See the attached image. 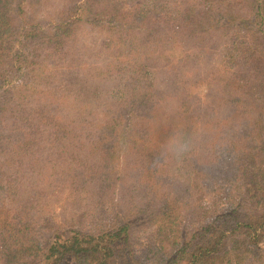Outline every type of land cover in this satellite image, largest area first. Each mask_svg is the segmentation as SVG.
Masks as SVG:
<instances>
[{"label":"trees","instance_id":"trees-1","mask_svg":"<svg viewBox=\"0 0 264 264\" xmlns=\"http://www.w3.org/2000/svg\"><path fill=\"white\" fill-rule=\"evenodd\" d=\"M38 1L0 0V264H264V0H130L127 9L128 0H58L56 20L35 14ZM80 20L107 25L105 43L120 49L138 33L163 44L182 38L183 55L215 48L222 75L173 85L182 103L159 127L155 106L166 93L150 77L137 89L144 71L127 68L136 86L124 98L111 93L94 139L66 156L74 139L67 137L64 98L73 105L82 90H66L83 88L66 55ZM216 33L228 40L202 44ZM186 83L206 92L185 93ZM22 98L34 104L27 108ZM49 144L57 157L43 162L33 148ZM178 159L183 174L174 168ZM46 165L70 180L68 203L87 182L97 212L117 183L110 225L61 224L50 235V223L23 204L30 197L16 198L38 175L26 181L28 174L37 171L42 184ZM148 228L141 241L139 231Z\"/></svg>","mask_w":264,"mask_h":264},{"label":"rangeland","instance_id":"rangeland-1","mask_svg":"<svg viewBox=\"0 0 264 264\" xmlns=\"http://www.w3.org/2000/svg\"><path fill=\"white\" fill-rule=\"evenodd\" d=\"M56 1L58 0H53L52 3L46 4L43 0H39L36 4L35 14L43 20L47 18L50 20H56ZM128 1L129 2L125 5L124 9H127L131 4V1ZM107 29V25L80 20L76 23L73 32L74 34L71 41L68 43L70 49H68L66 57L68 61H71L76 65L75 77L80 81V84L83 83L81 85L83 88L75 83L73 84V88L66 90V93L72 94L75 93L76 90H82L80 92L82 95L79 100L77 98V102L79 104L83 97H85V101L84 104L80 105V109L79 107H76L77 102L71 105L75 100L72 98L71 100L64 98V110L69 114L64 121L70 128L67 131V137L74 139L70 142V152L64 154L66 156L81 152L79 147L86 142V137L90 136L94 139V135L98 132L100 124L103 119L104 121L106 119V115L103 114L102 110L103 105L106 107L110 103L108 102L110 94L115 93L120 98H124L126 96V91L131 89L132 86H136L131 73L127 72L129 71L127 68H131V72L137 71L139 68H142L144 71L146 78L139 81L137 89H139V87L142 89V87H144L143 85L146 86L147 83H149L150 77L154 82L155 90L157 92L162 91L166 93L165 95L167 96H164L163 99H159L155 106L156 111H158L161 117V122H158L156 125L159 127L160 125H167V121L173 116V111L176 110L179 103H182L183 91L180 94H177L176 91L172 92L173 85L180 88L183 81L187 79H201L202 81L204 79H213L222 75L223 70H220L219 64H217L219 63V52L215 51V48L212 50L210 48L208 49L207 46L205 49L207 51L209 50V52H204V54L198 49L189 48L190 50L187 49L185 52L186 55H183L184 49L182 48V38H175L173 40L174 43L171 41L163 44L162 40H159L156 37L155 39L153 37H148L146 39L144 36L140 37L138 33L137 35H132L133 40L130 42V47L120 49L114 42L111 44L105 43L106 41H109L111 36V33L108 32ZM10 39L11 38H9V41ZM118 39L119 38H117V40ZM177 40L182 41L180 46L175 44V41ZM221 40H228V38L216 33L203 41L202 44L216 45ZM14 47L16 49L18 48V45H15ZM60 71L61 77L68 75L71 72L70 68L62 69ZM53 82L54 85L56 82ZM61 86V83L58 82V87H60V92L62 94L64 87L62 88ZM185 87V93L187 89L196 94L198 92L199 95H203L206 92V86L201 84L194 87L186 83ZM16 88H18V85H16ZM48 92L49 90L46 93ZM46 93H43V95H46ZM20 102L22 105H27V108L34 104L32 103L30 105V101L24 98H22ZM117 103L115 105H117ZM208 107L213 108L211 105ZM223 107L225 106H220L221 109ZM207 112L209 116L217 117L214 111ZM226 113L227 111L225 110L219 118H223ZM123 135L126 134L124 133ZM125 144L126 142H124L123 146ZM73 147H78V149H74ZM33 150L35 151L33 154L40 157L43 162H46L45 157H57L54 153L53 144H49L46 148H33ZM121 156H123V153H121ZM69 167L77 168V166L73 164ZM46 168L47 165L42 169V173L45 172L42 175V184L39 185L40 180L36 182V179L39 176L37 171H34L32 175L28 174V177L26 178L27 181L31 176L38 174L36 177L31 178L28 188L30 189L31 185L34 183L41 187L37 188L32 193V190L25 189L19 194L16 193V198L22 199L30 197L24 201L23 204L28 207L35 217H41L40 222L46 221L50 223V235L53 233V230L61 224L69 225V227H81L83 230H101L110 225L112 221L111 219L116 212V204L118 203L119 186L117 183H115L112 188L113 192L111 191L109 199L112 200H108L105 204L104 211L98 209L97 212L94 207L95 198L91 196L89 189L87 188V182L86 186L81 188V191L78 192L74 198L69 199L71 203H68V200L66 199L68 198L67 193H69L68 185L70 180L65 179L64 175L54 171L50 172ZM174 168H179L181 170L180 173L183 174V163H180L179 159L177 163L174 164ZM58 170L59 169H57V171ZM69 173L70 172L66 173V175ZM9 174L10 176L7 177V179L11 180V173ZM92 181L95 182L96 179ZM5 185H10L16 192L20 191L17 187L19 186V183L11 185L9 182L5 181ZM76 185L78 186V184ZM36 191H38V194H36ZM93 213H97L96 217L93 216ZM150 231L151 228L139 231L141 241H144V237L148 235Z\"/></svg>","mask_w":264,"mask_h":264}]
</instances>
